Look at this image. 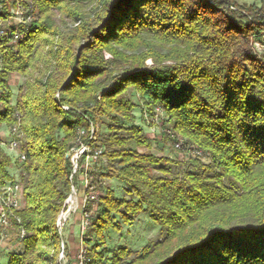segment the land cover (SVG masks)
Segmentation results:
<instances>
[{
  "label": "trees",
  "instance_id": "1",
  "mask_svg": "<svg viewBox=\"0 0 264 264\" xmlns=\"http://www.w3.org/2000/svg\"><path fill=\"white\" fill-rule=\"evenodd\" d=\"M88 1L0 0V22L20 8L30 18L0 38V126L20 134L0 140V187L22 191L13 230L26 233L7 264H63L57 222L83 179H72L80 139L102 152L83 264H264V0H97L87 12ZM139 108L202 154L152 153ZM143 213L158 239L135 253L107 247L106 233Z\"/></svg>",
  "mask_w": 264,
  "mask_h": 264
},
{
  "label": "rangeland",
  "instance_id": "2",
  "mask_svg": "<svg viewBox=\"0 0 264 264\" xmlns=\"http://www.w3.org/2000/svg\"><path fill=\"white\" fill-rule=\"evenodd\" d=\"M13 0H10L12 2ZM260 0H240L241 3L252 4L254 2L259 3ZM98 1L90 0L85 4V10L90 12L96 7ZM15 13V9H11ZM60 20V17L58 16ZM62 27L71 26L69 21L67 23H59ZM259 49L264 50V47L259 46ZM10 86L17 94L19 88L24 83V78L18 74H13L10 77ZM131 97L135 102H139L137 97L131 93ZM15 98V97H14ZM137 124L142 126L145 130V134L153 140L152 153L159 156H169L178 162L187 163V159L190 156L189 152L178 150L176 145L173 144L169 139H167V131L162 126V123H158L155 118H151L149 114L145 115L144 111L139 108L136 112ZM103 132H107L106 128H103ZM11 138V130L6 126H0V140H2L6 146H9V141ZM131 147L138 150L141 153H148L149 150L145 148H139L135 144H131ZM100 159L95 162L92 169L99 164ZM97 168V167H96ZM184 170L188 169V166L183 167ZM12 174L15 171L12 170ZM84 182L82 179L77 183L76 204L73 207L72 214L69 216L68 221L63 227L62 234L65 240L66 253H61L60 260L63 264H77V261L81 264L80 255L86 254L85 244L83 241L86 238L88 227L86 229L82 228V222L84 221L85 214L82 212L83 199L85 197ZM107 186L114 190L117 197H126L124 191V185H121L117 181H107ZM98 209L97 203L94 204L93 210L89 212V215L95 214ZM123 229L121 232L109 231L106 233L107 247L118 248L127 247L132 252H137L141 250L149 241L158 239L161 235V227H159L152 219L149 213H143L136 217L131 224H122ZM18 232L16 230H11L5 240L0 242V264H7L9 262V256L11 253H18L23 251V246L21 242L17 241Z\"/></svg>",
  "mask_w": 264,
  "mask_h": 264
},
{
  "label": "built area",
  "instance_id": "3",
  "mask_svg": "<svg viewBox=\"0 0 264 264\" xmlns=\"http://www.w3.org/2000/svg\"><path fill=\"white\" fill-rule=\"evenodd\" d=\"M23 9H19L16 12V16L11 19L9 22H0V38L8 36L7 27H9L13 22L20 24L30 21L28 18L26 21L23 18ZM21 34L17 31L13 34V38L15 41L21 39ZM159 123V119L155 118ZM95 130L94 128L91 129V137L90 139L93 140ZM169 135L172 137L174 136L173 131H167ZM85 135V132L81 133V136ZM13 138H19L20 134H17V130H13V134H11ZM17 140H13L11 143L12 148L17 147ZM176 148L178 150H183L186 152H192L195 155H201L202 153L197 151L196 149H192L184 144V142L179 141L176 144ZM101 151H96L93 153L92 147L90 143H86L83 140H79L78 146L72 150L71 154V161L73 165V176L78 175L80 172H84L83 174V182H84V190H85V197L83 199V206H82V213L85 214L84 221L82 222V228L86 229L88 227L87 217L88 214L86 212V206L89 201L96 200L97 195L92 191V187L90 186L89 180V172L92 170V166L95 162H97L101 158ZM78 195L77 187L74 185L72 186L71 194L67 201L65 202L64 208L60 213L58 218L57 227L59 228L60 232H62L63 227L65 226L66 222L68 221V217L71 216L72 210L74 205L76 204V197ZM22 207V191L16 186L12 184H8L6 186L0 187V242L5 240L10 234V231L13 230V221H15L19 226H21V219L18 216L17 212ZM18 236L17 241H23L26 233L22 227L17 230ZM85 260V255H80L81 264H83Z\"/></svg>",
  "mask_w": 264,
  "mask_h": 264
}]
</instances>
